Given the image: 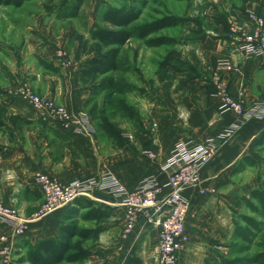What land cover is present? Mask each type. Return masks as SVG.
<instances>
[{"label":"crops","instance_id":"crops-1","mask_svg":"<svg viewBox=\"0 0 264 264\" xmlns=\"http://www.w3.org/2000/svg\"><path fill=\"white\" fill-rule=\"evenodd\" d=\"M94 4L88 12L93 17L96 14ZM221 5L224 9L227 7L226 3ZM234 7L238 26L250 29L246 12L255 11L264 21V0L234 2ZM83 10L81 7L78 17L83 15ZM45 15L41 13L36 24L42 39L34 41L31 50L37 61L40 58L55 70H46L39 62L23 63L10 74L9 85L15 90L26 85L37 95L54 99L71 114L85 117L91 131L85 135L77 132L76 126L62 129L40 122L27 103V108L14 110L13 114L26 131L25 144H21L18 138L21 137L20 131L15 130L17 135L12 146L0 154V203L16 208L19 218L31 217L42 205V198L33 187L34 176L41 173L56 177L65 184L111 173L127 190H134L147 177H155L159 184L164 185L167 177L162 165L171 158L177 142L200 144L216 140L219 145L214 156L200 169L199 185L186 187L182 192L189 203L184 225L189 245L178 256L177 264H222V258L230 259L229 250L237 243L233 237L237 214L232 218V213L237 209L244 210L241 197L247 196L258 185L244 182V185L237 186L233 182L235 177L242 176L252 167L239 174L231 172L236 162L246 155L256 160L255 142L264 130V115L242 123L234 112L220 111L219 99L214 94V80L230 96L242 99L245 107L257 102L264 104V56H240L222 37V29L214 36L191 42L186 51L179 54L192 71L170 69L169 79L158 82L155 89H151L153 99L144 105L146 117L142 119L141 131L129 134L123 149L105 153L96 141L93 123L86 109L93 85L83 70L91 59L82 53L73 29L55 31L51 28L52 22L42 23ZM91 20H87L88 40L90 30L96 28ZM63 46L70 50L68 53L72 58L69 57V65H64L58 57ZM225 62H229L230 68L222 67ZM229 129L233 131L225 137ZM58 143L64 147L62 155L56 158L53 151ZM147 152H151L153 157H148ZM5 174L8 176L5 177ZM168 193L169 189L164 187L161 196L165 197ZM87 199L96 202L98 208L110 216V227L123 233L124 207L121 198L95 189ZM66 211H56L29 222L24 233L13 239L11 227L0 222V237H8L9 244L20 240L35 243L42 238L57 237L58 226L64 223ZM138 235H141L142 241L137 249L141 250L145 242L148 249L157 252L158 231L145 226L141 218L133 232L127 236L122 234V239L128 242L133 238L134 245ZM3 245L4 242H0V264H3Z\"/></svg>","mask_w":264,"mask_h":264},{"label":"rangeland","instance_id":"rangeland-1","mask_svg":"<svg viewBox=\"0 0 264 264\" xmlns=\"http://www.w3.org/2000/svg\"><path fill=\"white\" fill-rule=\"evenodd\" d=\"M74 1L32 0L26 2L21 8L0 6V154L7 152L12 146L17 135L15 130L20 131L21 137L18 138L21 144H25L26 131L13 112L16 109L27 108V105L15 97V87L9 85L10 74L17 71L23 63L27 65L38 63L31 49L34 47L33 42L42 39L43 36L38 26L36 27L41 13L49 18V20L45 19L46 17L42 19V23L52 22L51 28L55 31L73 29L74 37L78 39L82 53L89 56L87 59L93 60L101 57L102 49L87 39L89 31L87 20L91 18L94 26L100 25L99 11L104 5L131 2V0H84L81 6L84 9L82 16L66 19L65 22L59 20L58 16L65 12ZM239 1L246 0H136L135 4L144 2L143 13L136 25L167 14L181 18L182 23L178 27L167 28L158 34L175 39L176 43L172 46L151 49L140 40H130L121 49L122 69L111 73L110 76L112 75L123 85H130L132 90L123 95H115L111 104L103 102L102 94L96 90V83L104 77H95L90 68H86V77L92 83L91 85H94L86 106L87 114L93 123L96 141L102 146L103 152L112 153L123 149L127 136L141 131L142 123H144L142 119L146 117L144 105L153 99L151 89H155L158 82L169 79L170 69L178 72L192 71L185 58L179 54L185 52L191 42L206 36H214L215 33L220 32V29L223 30L222 37L229 39L231 22L236 23L234 2L239 3ZM222 3L227 4L225 9ZM93 4L94 12H96L94 17L88 15ZM62 48L61 52L66 53V57L72 58L68 53L70 50L67 47L65 49L64 46ZM58 144L53 151L56 158L62 155L64 147ZM254 157L257 160V166L248 169L242 176L235 177L233 182L237 186L244 185V182L251 183V186L257 184L264 148L255 149ZM7 176L5 174V177ZM238 213H245V211L234 210L232 218ZM110 221V216L104 213L100 221L96 223L80 222L82 227H92L98 232L95 239L84 244L83 250L86 256L80 264H124L130 258L144 264L158 263L157 252L148 249L145 242L142 243L143 250L137 249L133 252L131 248L133 238H130L128 242L122 239L123 233L110 227ZM140 236L138 235L136 240ZM256 250L255 247H251L246 254H232L230 259L233 258L239 263L247 254ZM13 254L14 247L6 259L7 264H17L14 262L17 256Z\"/></svg>","mask_w":264,"mask_h":264},{"label":"built area","instance_id":"built-area-1","mask_svg":"<svg viewBox=\"0 0 264 264\" xmlns=\"http://www.w3.org/2000/svg\"><path fill=\"white\" fill-rule=\"evenodd\" d=\"M245 17L250 23V29L238 26L231 22L226 41L240 56L256 58L264 56V21L260 14L246 12ZM64 65H69L71 59L63 52H59ZM229 62L222 64L225 69L230 68ZM215 95L219 99V110L234 112L243 123L264 115V104L257 102L250 107L244 106L242 99H235L219 82L214 80ZM11 93V92H10ZM16 98L27 103L38 120L57 125L62 129L76 126V131L85 135L90 133L85 117L71 114L63 105L54 99L37 95L30 87L20 86L14 91ZM229 129L225 137L232 133ZM216 140H207L200 144L190 141H179L175 144L171 158L162 170L166 173V183L159 184L155 177H147L134 190H127L122 186L115 175L104 173L95 178H87L70 184L62 183L56 177L47 174H37L33 178V187L41 198V208L27 219L19 218L16 208H9L0 203V222L11 227L12 239L21 236L29 222L41 219L42 216L56 211L69 209L78 198H87L92 190L100 189L112 197L121 198L124 207L123 236L133 232L139 219L144 225L157 229L158 264H177L178 256L184 253L189 245L186 234L185 219L189 207L188 200L182 192L186 187H195L200 183V169L214 156L218 148ZM148 157H153L147 152ZM167 187L169 193L161 196L162 189ZM5 236L0 237L2 246L3 264H7V257L15 243L9 244Z\"/></svg>","mask_w":264,"mask_h":264},{"label":"trees","instance_id":"trees-1","mask_svg":"<svg viewBox=\"0 0 264 264\" xmlns=\"http://www.w3.org/2000/svg\"><path fill=\"white\" fill-rule=\"evenodd\" d=\"M32 0H0V6L21 8L26 2ZM84 0H75L65 12L58 16L59 20L74 19ZM136 0L124 2L120 5L106 4L100 9L99 23L95 29L90 30L89 40L102 49L101 57L91 59L84 67L92 74L104 77L96 83V90L102 94L103 102L111 104L115 95H123L131 91L130 85L119 83L111 73L121 71V49L130 40H140L147 48L168 47L176 43L171 37L158 35L167 28L181 25L182 19L172 14L162 15L148 22L136 23L141 17L144 2L135 4ZM44 69L52 71L50 64L38 59ZM94 86V85H93ZM91 87V92L92 88ZM255 148H264V130L260 132L255 142ZM257 162L250 156L239 159L232 168L231 174L244 172L247 167H256ZM261 171L257 177V187L251 189L247 196L241 197L242 207L249 214L238 213L234 222L233 237L237 241L229 250V256L246 254L255 247L257 250L247 254L239 263L235 259H221L222 264H264V157L260 161ZM81 212V214H79ZM104 212L98 204L87 198H78L64 213V223L57 229V237H46L35 243L20 240L14 247V260L17 264H80L85 259L83 246L87 241L96 238L98 232L92 227H82L80 222L100 221ZM142 241V237L134 242L133 252ZM124 264H139L130 258Z\"/></svg>","mask_w":264,"mask_h":264}]
</instances>
